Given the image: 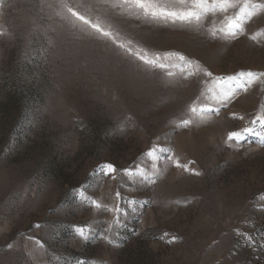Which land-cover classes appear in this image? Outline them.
I'll return each mask as SVG.
<instances>
[{"label":"rangeland","instance_id":"rangeland-1","mask_svg":"<svg viewBox=\"0 0 264 264\" xmlns=\"http://www.w3.org/2000/svg\"><path fill=\"white\" fill-rule=\"evenodd\" d=\"M221 19L197 27L117 14L112 23L149 59L179 52L213 77L264 71V13L227 38L210 34ZM0 32V264H264V249L236 233L264 234V145L252 135L226 142L260 110L264 86L240 91L218 114L193 116V101L198 110L219 106L202 72H182L174 56L154 68L110 40L77 39L39 0H0ZM156 143L200 174L146 157ZM105 163L160 169L154 184L123 177L137 211L112 232L111 214L78 191L111 204L118 182L93 175ZM74 225L95 232L85 240Z\"/></svg>","mask_w":264,"mask_h":264},{"label":"snow or ice","instance_id":"snow-or-ice-1","mask_svg":"<svg viewBox=\"0 0 264 264\" xmlns=\"http://www.w3.org/2000/svg\"><path fill=\"white\" fill-rule=\"evenodd\" d=\"M39 8L41 12L47 9L55 17H59L62 21H67L71 25L73 35L77 39L103 38L110 40L118 49L124 50L128 55L135 56L144 65L166 69L169 65L158 61L167 60L169 57L174 56L182 62V72L184 66H194L197 72H202L206 78L204 83L211 85L206 91L211 93L210 99L219 107L202 106L198 110L196 101H193V104L189 108L193 116L209 112H216L218 114L220 107H227L228 103L240 91L247 93L258 82L264 86V71L241 70L233 75L213 77L212 72L207 69H201L198 62L189 60L179 52L164 53L163 56L155 54L152 59H149L146 50L133 51V41L127 39L124 42L125 37L121 36L119 29L112 23V16L118 14L127 15L137 20L142 19L149 23H180L182 25L201 27L203 22L209 17L213 19L222 17L223 19L220 20L221 26L217 28L213 24L210 34L212 36L223 34L225 38L229 36L234 37L238 33L243 32L244 24L256 13H264V0H39ZM51 18L52 16H49V19ZM2 35L7 34L0 32V36ZM172 66L174 67L175 65ZM196 74V72H192L188 75ZM168 75L172 76L173 73L169 72ZM262 94H264V88H262ZM231 115L234 119H245L243 116H237L236 113H232ZM201 119H206V117L201 116ZM193 122L191 118L182 119L178 126L187 127L193 124ZM249 135L258 137V143L264 145V104L247 121L245 127L229 131L226 142L234 141L239 144ZM144 155L157 161H170L184 171H190L196 175L200 174L195 169L189 167L194 161L181 163V158L173 155L170 147H162L156 143ZM152 168L153 171L148 173L141 170L137 164L119 170L112 163L99 165L94 170L93 175L103 174V176L111 177L112 180L118 182L114 195L111 196V204L104 203L102 199L98 200L92 196L85 195L86 189L84 191L78 190L82 200H86L95 208L111 214L112 218L108 222L110 226L105 231L112 232L114 228L127 227L126 220L128 215L130 212L134 214L137 211L135 207L138 203L137 200L127 197L121 190L128 187L124 183L123 177H139V183L141 184H154L160 169L155 163H153ZM35 227L39 228L41 225L37 224ZM73 228L75 233L85 240L91 238L89 232H95V229L87 225H74ZM86 228H88V231H86ZM236 233L238 237L243 238L248 246L252 248L259 246L264 249V234L256 232L250 234L239 230H236ZM167 236L168 234L165 233L161 239ZM103 239L109 243H113V239L108 235L103 236ZM177 239L178 237L172 236L168 242L172 243ZM29 240L34 241L35 245L39 246L40 249L44 248V244L35 237L30 236ZM8 247L12 248L13 245L9 244Z\"/></svg>","mask_w":264,"mask_h":264}]
</instances>
